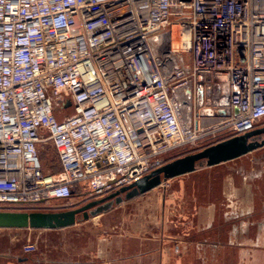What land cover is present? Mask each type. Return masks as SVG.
Segmentation results:
<instances>
[{"label":"built area","instance_id":"obj_1","mask_svg":"<svg viewBox=\"0 0 264 264\" xmlns=\"http://www.w3.org/2000/svg\"><path fill=\"white\" fill-rule=\"evenodd\" d=\"M263 121L264 0H0V211L100 199Z\"/></svg>","mask_w":264,"mask_h":264},{"label":"crops","instance_id":"obj_2","mask_svg":"<svg viewBox=\"0 0 264 264\" xmlns=\"http://www.w3.org/2000/svg\"><path fill=\"white\" fill-rule=\"evenodd\" d=\"M249 155L114 206L88 220L92 231L0 229V264H264V159ZM126 204L128 217L117 216Z\"/></svg>","mask_w":264,"mask_h":264},{"label":"water","instance_id":"obj_3","mask_svg":"<svg viewBox=\"0 0 264 264\" xmlns=\"http://www.w3.org/2000/svg\"><path fill=\"white\" fill-rule=\"evenodd\" d=\"M188 2L189 0H182ZM238 114V109H234ZM264 148V126L243 135L230 137L210 144L198 151L171 160L128 186L120 188L106 197L89 201L83 206L59 212L0 211V229L55 230L71 227L78 216L87 218L108 210L114 201L120 203L143 195L163 182L195 172L199 168H210L227 163Z\"/></svg>","mask_w":264,"mask_h":264},{"label":"rangeland","instance_id":"obj_4","mask_svg":"<svg viewBox=\"0 0 264 264\" xmlns=\"http://www.w3.org/2000/svg\"><path fill=\"white\" fill-rule=\"evenodd\" d=\"M262 125L261 126H264V121L261 123ZM220 138V137H219ZM216 140V139H214ZM214 140H211V141H203L202 143H200L199 145H197V147H194V148H188V147H184V148H179V149H175L171 152H169L166 157H165V160L166 162H169L171 160H174L176 158H179V157H182V156H185L187 154H190L192 152H195V151H198L210 144H213ZM219 140V139H218ZM219 142V141H217ZM38 154H39V157H40V160H41V165H42V170H43V173H56L58 172L59 170V163H58V160H57V156H56V153H55V150L54 148L48 143V144H45V145H39L38 147ZM249 157H251V159H259V160H263L264 159V149H259L255 152H252ZM264 161V160H263ZM261 161V162H263ZM254 163V162H253ZM255 165V164H254ZM257 166H255L256 168ZM203 180H206V177L203 179ZM173 181V180H172ZM165 182H163L161 185H163ZM170 184H173V185H176V182H170ZM160 185V186H161ZM111 193L113 192H110L108 193L107 195H105L104 197L110 195ZM122 197V201L120 203H115L114 201L112 202V204L110 205V208H108V210H104V211H100L98 214L96 215H89V211H92L93 208H91L88 212H87V218L84 219L83 215H79L78 216V222H85L86 224V228L90 229L92 231V229L94 228H91V227H95V226H92V225H95L93 222H89L88 223V220L90 218L93 219V217H97L99 216L100 214L104 213V212H108L109 210L111 211L114 206H118L119 204H124V203H133L132 201H134V199H129V200H126L124 198V196H121ZM80 198L78 197H73L72 200L66 202V201H55V200H51L49 201L48 203L44 204V205H41V206H38L37 207V210L38 211H42V212H59V211H65L67 209H70V208H77V207H80V206H83L85 205L86 203H88L89 201H92V200H95V199H81L79 200ZM79 200V201H77ZM85 200V201H84ZM142 201V200H140ZM74 202H76L74 204ZM78 202V203H77ZM73 204V205H72ZM131 204H126V206L123 208V206L121 208H116V213H117V216L119 214V211H121V216H125V217H128V214L129 212H131L132 209H130ZM105 223L103 221L104 224H107V223H111L112 221V214H110V216H106L105 218ZM96 221V220H95ZM108 221V222H107ZM36 250H37V247H36Z\"/></svg>","mask_w":264,"mask_h":264},{"label":"trees","instance_id":"obj_5","mask_svg":"<svg viewBox=\"0 0 264 264\" xmlns=\"http://www.w3.org/2000/svg\"><path fill=\"white\" fill-rule=\"evenodd\" d=\"M59 170H60V167H59ZM59 170H58V171H59ZM56 173H57V172H56Z\"/></svg>","mask_w":264,"mask_h":264},{"label":"flooded vegetation","instance_id":"obj_6","mask_svg":"<svg viewBox=\"0 0 264 264\" xmlns=\"http://www.w3.org/2000/svg\"><path fill=\"white\" fill-rule=\"evenodd\" d=\"M260 127H262V126H260Z\"/></svg>","mask_w":264,"mask_h":264}]
</instances>
